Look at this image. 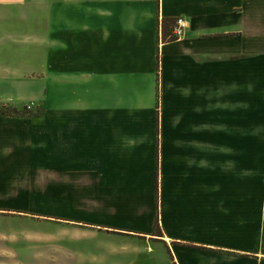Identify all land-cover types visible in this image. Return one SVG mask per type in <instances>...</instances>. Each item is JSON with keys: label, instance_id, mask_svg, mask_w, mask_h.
<instances>
[{"label": "crops", "instance_id": "1", "mask_svg": "<svg viewBox=\"0 0 264 264\" xmlns=\"http://www.w3.org/2000/svg\"><path fill=\"white\" fill-rule=\"evenodd\" d=\"M254 1L43 0L42 38L32 14L27 44L0 36V94L42 97L41 120H1L18 151L0 168L42 169L46 206L90 207L74 220L115 264H264V165L255 197L243 146L245 91L264 73L240 36ZM177 18L185 36L163 40L158 22Z\"/></svg>", "mask_w": 264, "mask_h": 264}, {"label": "rangeland", "instance_id": "2", "mask_svg": "<svg viewBox=\"0 0 264 264\" xmlns=\"http://www.w3.org/2000/svg\"><path fill=\"white\" fill-rule=\"evenodd\" d=\"M17 6L19 7L17 10L6 7L0 9V16L4 22V28L0 27V31L4 29V32H0V36L4 33L1 36L4 44L15 37H19L21 43L27 44L31 14V18L33 17L31 20L35 24L32 29L37 30L35 31L37 38H42L43 0H25ZM13 11L20 15L13 19ZM243 20L240 36L244 41L245 54L264 55V0L254 1L246 7ZM185 25L187 28L186 23ZM170 29L171 36L164 38L162 35L163 40H179L185 36V33L181 36L175 35L174 23ZM12 30L17 31L16 34H13ZM2 49L0 54L7 55L6 50H10L11 47L3 46ZM19 49L23 52L22 45ZM3 60L4 58L0 59V76L3 74L8 76L11 72L8 68L10 63ZM38 61L39 58L35 63L37 66ZM18 73L21 78L38 76V72L29 69L20 70ZM3 118L41 120L42 97L0 94V124ZM244 134V168L247 179L245 189H249V193L257 197L258 192L248 178H251L252 173L261 171L264 165V73L250 90L245 91ZM13 135L7 133L5 129L2 132L0 126V156L3 157V162L12 161L13 157H17L15 153L18 151V145ZM15 169L14 165L0 168V264H115L123 261L122 255H108L109 247L114 244L102 241L101 238H93L90 224L74 220L85 218L86 212L91 210L90 207H59L50 200L46 206L42 169L34 167L22 170L24 172L21 175ZM259 183V197L264 198L262 171ZM79 194L83 199L84 192ZM61 217L63 219H60ZM151 245L157 246L154 241Z\"/></svg>", "mask_w": 264, "mask_h": 264}, {"label": "trees", "instance_id": "3", "mask_svg": "<svg viewBox=\"0 0 264 264\" xmlns=\"http://www.w3.org/2000/svg\"><path fill=\"white\" fill-rule=\"evenodd\" d=\"M174 23L173 19H163L162 21L158 22V26L160 24V28L162 30V35L164 38L171 36V25Z\"/></svg>", "mask_w": 264, "mask_h": 264}, {"label": "built area", "instance_id": "4", "mask_svg": "<svg viewBox=\"0 0 264 264\" xmlns=\"http://www.w3.org/2000/svg\"><path fill=\"white\" fill-rule=\"evenodd\" d=\"M185 29H186L185 21L182 19H176L174 22L175 35L181 36L183 33H185Z\"/></svg>", "mask_w": 264, "mask_h": 264}]
</instances>
